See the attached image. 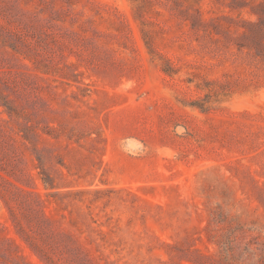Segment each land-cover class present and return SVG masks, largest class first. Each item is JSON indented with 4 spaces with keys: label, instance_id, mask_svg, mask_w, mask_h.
Masks as SVG:
<instances>
[{
    "label": "rangeland",
    "instance_id": "1",
    "mask_svg": "<svg viewBox=\"0 0 264 264\" xmlns=\"http://www.w3.org/2000/svg\"><path fill=\"white\" fill-rule=\"evenodd\" d=\"M0 264H264V0H0Z\"/></svg>",
    "mask_w": 264,
    "mask_h": 264
}]
</instances>
